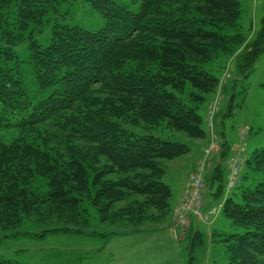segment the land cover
Here are the masks:
<instances>
[{
	"label": "trees",
	"instance_id": "trees-1",
	"mask_svg": "<svg viewBox=\"0 0 264 264\" xmlns=\"http://www.w3.org/2000/svg\"><path fill=\"white\" fill-rule=\"evenodd\" d=\"M67 1L0 0V227L35 217L45 233L83 234L84 202L106 220L133 195L143 200H130L119 215L139 221L152 219L149 209L167 211L172 191L162 160L191 148L154 131L204 138L199 109L219 81L204 64L245 41L240 0H130L136 9L84 0L104 17L100 29L56 24L49 43L39 44L30 27ZM26 39L35 92L15 50ZM255 41L242 70L264 52V18ZM47 125L64 132L65 153L49 146ZM245 161L255 176L222 210L244 232L223 242L230 264H264V148Z\"/></svg>",
	"mask_w": 264,
	"mask_h": 264
},
{
	"label": "rangeland",
	"instance_id": "rangeland-1",
	"mask_svg": "<svg viewBox=\"0 0 264 264\" xmlns=\"http://www.w3.org/2000/svg\"><path fill=\"white\" fill-rule=\"evenodd\" d=\"M118 1L131 4L130 0ZM132 6L136 9L135 4ZM240 10L245 41L232 55L223 54L204 64L219 80L199 109L204 138H190L164 127L154 131L191 148L185 155L162 160L166 168L163 181L172 191L168 210L149 209L152 219L139 221L119 215L121 209L130 206V200H143L133 195L128 201L116 203L104 220L96 206L84 202L88 232L83 234L45 233L46 227L37 223L35 217L24 219L17 225L0 227V259L22 264H230L223 239L244 230L235 227L221 211L212 218L206 212L219 206L223 210L225 199L239 193V184L241 187L252 182L255 174L247 170L245 160L255 150L264 148V52L251 71L242 70L247 50L254 47L262 28L264 0H240ZM56 24L79 25L95 31L105 24V19L84 0H68L29 31L39 44L46 46ZM28 43L26 39L15 50L25 83L35 92L38 85L29 63ZM46 127L52 135L49 146L53 152L65 153L69 142L64 132ZM134 127L136 132H142L144 124ZM220 190L222 194L214 196ZM188 199L196 211L185 215L183 208ZM60 223L64 225L62 220Z\"/></svg>",
	"mask_w": 264,
	"mask_h": 264
},
{
	"label": "built area",
	"instance_id": "built-area-1",
	"mask_svg": "<svg viewBox=\"0 0 264 264\" xmlns=\"http://www.w3.org/2000/svg\"><path fill=\"white\" fill-rule=\"evenodd\" d=\"M236 177L235 175L232 177L231 182L233 183L235 181ZM197 184L201 185V181H197ZM192 200V198H191ZM191 200L188 199V201L185 203V206L183 208V212L185 215L190 213H194L196 211L195 207H194V203L191 202ZM201 208V205H200ZM221 207L218 208H211L206 212V216H208L209 218H212L214 216H216L218 214V212L220 211ZM197 216H200L199 213H196ZM205 215V214H204Z\"/></svg>",
	"mask_w": 264,
	"mask_h": 264
},
{
	"label": "crops",
	"instance_id": "crops-1",
	"mask_svg": "<svg viewBox=\"0 0 264 264\" xmlns=\"http://www.w3.org/2000/svg\"><path fill=\"white\" fill-rule=\"evenodd\" d=\"M210 201H207V203H209Z\"/></svg>",
	"mask_w": 264,
	"mask_h": 264
}]
</instances>
